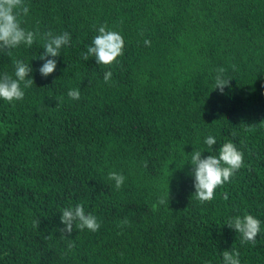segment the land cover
<instances>
[{
	"label": "trees",
	"instance_id": "16d2710c",
	"mask_svg": "<svg viewBox=\"0 0 264 264\" xmlns=\"http://www.w3.org/2000/svg\"><path fill=\"white\" fill-rule=\"evenodd\" d=\"M24 4L22 27L71 41L46 78L39 38L0 54V75L19 59L34 81L23 100L0 99V264H223L226 250L264 264V0ZM102 24L124 40L110 68L82 59ZM219 68L223 94L213 89ZM227 142L244 166L201 204L191 153L218 156ZM110 172L125 176L119 190ZM78 203L101 226L65 238L61 210ZM245 214L261 221L255 246L226 225Z\"/></svg>",
	"mask_w": 264,
	"mask_h": 264
},
{
	"label": "clouds",
	"instance_id": "9594fccd",
	"mask_svg": "<svg viewBox=\"0 0 264 264\" xmlns=\"http://www.w3.org/2000/svg\"><path fill=\"white\" fill-rule=\"evenodd\" d=\"M29 8L24 4V0H0V54L12 55L13 49L18 48L21 44L28 48L39 40L42 42L43 53H40L38 58L43 62L39 67L38 72L42 78H46L54 72L57 66L55 57L60 56L61 49L65 46H70V33L65 31L62 34H54L52 31L44 32L43 34L27 30L21 26L22 17L27 16ZM96 31V35L92 39L91 45L87 47L86 52L82 53V59L87 61L90 57L95 59L97 66L112 67L118 63L117 58L123 55L124 40L122 35L113 30H109L107 25H100ZM143 35V32L140 33ZM145 46H150L149 40L144 41ZM48 57H52L51 59ZM32 59H37L33 55ZM14 73L9 75L4 73L0 75V99L8 103L13 101L23 100L25 96L24 89L31 87L34 83L30 76L33 71L29 63L22 60H14ZM234 67V66H233ZM223 68L216 70L215 85L213 89H218L221 94L224 92L225 86L229 84V79L223 78ZM112 78V72L106 71L103 73V80L107 83ZM23 84V88L21 87ZM264 89V83H262ZM68 97L73 100L80 99V91L71 89L67 93ZM264 95V91H262ZM204 143L208 148H212L216 144L215 137L209 135ZM200 151L191 153V175L193 177L194 197L201 204L210 202L214 198V192L219 186L230 182V178L244 166L243 153L239 151L232 142L224 143L219 148V155H209L201 158ZM145 167L147 164L145 163ZM108 180L115 182V188L119 190L125 181V176L117 172H110ZM169 198V197H168ZM225 199L227 198L225 194ZM160 204L165 203L164 199L159 200ZM40 220L33 221V227L37 228ZM60 223L63 228L58 229L65 238L73 231L74 227L77 230L85 229L96 232L100 228V223L97 217L91 213H85L81 203L74 207H67L61 210ZM124 224L127 223L125 220ZM261 221L250 214L235 216L228 219L226 225L235 230L240 235V243L251 244L255 246L256 237L260 233ZM73 242H69L68 247H74ZM223 264H240L239 252L235 250H226L222 253ZM208 264V262H205Z\"/></svg>",
	"mask_w": 264,
	"mask_h": 264
}]
</instances>
